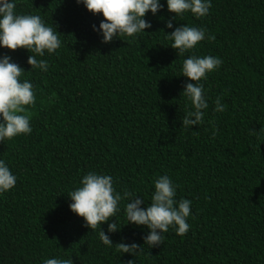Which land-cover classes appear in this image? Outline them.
<instances>
[{"label": "trees", "instance_id": "1", "mask_svg": "<svg viewBox=\"0 0 264 264\" xmlns=\"http://www.w3.org/2000/svg\"><path fill=\"white\" fill-rule=\"evenodd\" d=\"M164 5L151 27L104 43L93 25L105 19L77 0H16L57 29L60 46L45 52L48 70L27 63L26 48L0 47L33 84L32 132L0 142V159L16 184L0 193V264H264V0H211L207 15H178ZM172 20L173 28L167 27ZM203 27L201 40L178 55L176 26ZM212 55L218 68L201 78L208 100L203 123L182 126L192 110L182 93V61ZM219 97L224 111H215ZM213 131L215 134L213 135ZM88 171L107 173L121 193L120 211L96 229L72 212L68 192ZM167 174L175 199L191 200L189 229L173 227L149 248L147 226L128 223L125 190L150 203L153 180ZM118 219V220H117ZM119 230L109 233L107 225ZM100 227L112 245L98 238ZM135 241L134 254L119 242Z\"/></svg>", "mask_w": 264, "mask_h": 264}, {"label": "clouds", "instance_id": "2", "mask_svg": "<svg viewBox=\"0 0 264 264\" xmlns=\"http://www.w3.org/2000/svg\"><path fill=\"white\" fill-rule=\"evenodd\" d=\"M167 9L178 15L190 11L196 17L208 14L211 0H165ZM88 10L102 13L105 19H101L99 26H92L102 39L107 43L115 37L122 35L134 36L151 27V22L145 19L149 10L155 15L164 5L161 0H77ZM16 0H0V47L15 50L26 48L31 55L27 63L32 68L48 70L46 59L39 58L45 52L52 54L59 46L58 31L47 25L36 14H20L15 11ZM168 28H173L172 20L167 22ZM172 40L171 47L177 50L178 55L192 49L198 42L214 36L207 35L203 27L181 24L167 33ZM221 59L212 55H188L182 61V75L193 82H185L182 93L192 105L182 119V126L192 127L203 123L204 112L207 109L208 100L200 82L206 79L207 73L218 68ZM22 70L19 64L11 60L8 54L0 55V142L11 139L19 134L32 132L30 125L31 113L26 106L35 101L33 84L30 80L19 79ZM25 71V70H24ZM215 111L223 112L224 105L217 97L214 101ZM215 132L213 131V135ZM16 176L11 172L8 164L0 159V193H4L16 184ZM113 178L107 173L88 171L83 174L79 186L68 192L71 202L69 208L75 214L84 218L85 224L96 229L102 222L116 216L120 211L118 202L121 193L113 186ZM154 190L151 193L150 203L145 207V202L138 194L125 190L123 196L127 198L124 212L128 223L138 226H147L149 230L143 236L144 245L149 248L161 244L163 233L169 227H173L178 235L185 234L189 229L187 218L191 215V200L188 198L175 199L176 184L167 174H162L153 180ZM118 220V219H117ZM118 223H108L109 233L118 231ZM98 238L105 245H112L109 235L100 227ZM116 248L122 253L134 254L138 247L135 241L131 243L119 242ZM41 264H73L71 259L56 257L45 258ZM128 264H133L132 260Z\"/></svg>", "mask_w": 264, "mask_h": 264}]
</instances>
